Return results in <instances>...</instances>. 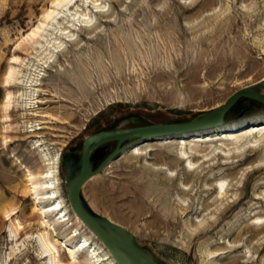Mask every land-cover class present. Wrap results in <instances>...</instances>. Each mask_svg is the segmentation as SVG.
<instances>
[{"label":"rangeland","instance_id":"obj_1","mask_svg":"<svg viewBox=\"0 0 264 264\" xmlns=\"http://www.w3.org/2000/svg\"><path fill=\"white\" fill-rule=\"evenodd\" d=\"M53 1L0 0V264H50L39 242L45 232L57 237L67 264H99L88 250L77 262L69 259L67 247L84 238L111 257L105 264H113L109 250L71 210L65 161L78 164L90 134L190 121L236 90L264 82V0H77L81 6L66 10L67 20L52 26L43 17ZM75 13L90 18L97 31L84 34L79 45L55 39L54 29L80 27L79 16L70 17ZM42 24L53 33L28 43ZM38 75L42 85L27 87ZM34 89L39 91L32 103ZM224 123L239 130L264 123V104L241 97ZM232 135L221 138L232 141ZM157 138L136 157L124 154L130 146L91 177L82 188L84 202L124 227L161 264H264V138L238 150L224 141L204 143L206 138L181 147L179 140ZM215 145L225 151L212 153ZM115 147L101 145L99 155ZM166 150L198 158L190 159L192 167L185 160L174 167L171 181L153 171L165 167ZM56 156L70 216L62 223L56 214L42 218L34 211L28 188L32 174L45 196L43 176ZM185 166L194 171L190 178ZM220 181L224 198L214 190Z\"/></svg>","mask_w":264,"mask_h":264},{"label":"bare ground","instance_id":"obj_2","mask_svg":"<svg viewBox=\"0 0 264 264\" xmlns=\"http://www.w3.org/2000/svg\"><path fill=\"white\" fill-rule=\"evenodd\" d=\"M77 4H78L77 0H55V1H53V6H52L54 9L48 11V13H46L43 18L46 21H49L52 26H53L54 23H57V25L58 24L62 25L63 22L65 20H67V17H69L68 15H65V11L68 10L70 12L73 9H75L77 6H81V5H77ZM93 5L97 9L96 13L98 15H100L101 17L104 16V17L108 18L109 14L105 13L103 11V9H101L102 8L101 5H99V6L96 5V4H93ZM83 7H85V6H82V8ZM78 14H80V13L72 14V16H70V17H73V19L76 20V18L79 16L78 22H81L80 27H77V28H74V27H72V28H70V27H65V28L59 27V29H54V34H56V36H57L55 39H59V40L63 39L65 42L66 41H70L74 45H79L80 42H81L80 39H81V37L84 34L87 33L86 35L91 36L93 33H95L97 31V27L96 26L94 27V25L93 26L90 25V21H89L90 18L86 19L87 17H86L85 14H80V15H78ZM61 21H62V23H61ZM70 22L71 21H69V23ZM51 27L49 28V25L42 24L41 27L35 28L27 36L26 41L28 43L29 42L36 43V40H38V39H41L43 41L45 36H47V35L50 36L49 33H51L50 31H52L51 29H53ZM76 34H78V37H76ZM46 38L49 39L48 37H46ZM59 40H56V41H59ZM56 44L60 46L61 43H56ZM40 76L38 75L37 80L33 79L31 82H27V87L34 85V88H35V86H37V85H42L40 83V81L42 80V79L40 80V78H39ZM12 78H13V72H11L9 74L8 82H10V80ZM23 83L25 85V81ZM36 91L38 92L39 90H36V89L31 90L33 98L30 95V97H31L30 101L32 103L34 102V99H35V94L34 93ZM37 102H41V101H38V99H37ZM258 126H259V128H258ZM260 127H262V128H260ZM249 128H252V129H249ZM255 128H257V129H255ZM232 133H235V135H232ZM224 135L226 137H228L229 135H232L235 138H233L232 141L230 140V138H228V139L226 138V139L223 140L221 137L224 136ZM232 136H230V137H232ZM158 137H165V136H158ZM166 138L168 140H173V139L179 140L178 141V147L179 146L181 147L183 145L186 146L187 145V141H189L191 139L194 140V141L192 140L193 142H201L202 140H204V138H206V141H204V143H213V142H217L218 140L219 141H224L226 143H231V145L236 146L237 148H234L235 150H238L239 148H253L254 147L253 144H255V142H257L258 140L264 138V123H261V124H258V125H252V126L249 125L247 128L241 127L240 130L237 129L236 127H232L231 125L223 123L222 125H219V126H216V127H213V128L204 129V130H195V131H191V132L178 133V134H174V135H169V137L166 136ZM149 139L150 140L145 142V143H143V142L135 143L134 145H132L130 147V149L125 151L124 154H126V155L131 154L134 157L139 156V155H141V148L149 146V143H151L152 141L161 140V138H157V137L149 138ZM167 139H165V140H167ZM213 148L214 149H213L212 153H214V154L217 151H220V150L225 151L224 148H223V145H220V146L219 145H215V147H213ZM181 150H182V148L180 149V151ZM228 151H230V150H228ZM164 154H165L164 158L167 161L165 163H163V164H165V167H168L167 170H169V172H173V173H171V175L166 173L165 172L166 168L164 166H162V165L153 168V171L164 173L165 176L168 179H170L171 181H175L177 175L176 176L174 175V170L176 168H178V165L181 162H183L185 160L187 163L189 162V166L192 167L194 164L191 163L190 159L192 157H197L196 155H194V156H190V157H188V159H186V156H188L187 152L182 153V154H178V153L175 154L173 151H168V150L164 151ZM192 154L193 153H191V155ZM226 155H228V154H226ZM204 157H206V156H204ZM207 157H209V156L207 155ZM215 158H216V156H215ZM60 159L61 158L59 156H56V158H54L52 163L50 164V165H53V167H51L47 171V173L43 176V179L46 180V182L44 181L46 183L45 189L48 190V192L45 194L44 197H42V194L40 192L41 189L43 188V186L40 185V182L38 183V181H37L38 178L35 177L32 174L28 175V177H29L28 178V183H29L28 188H30L29 191L34 196V199H33V201H34V211L39 210L42 218L43 217L47 218L46 216L49 215V214H56V216H58L59 220H61V223H62L64 221L68 220L70 218V216H69V209L67 207L66 201H65V199L63 198V196L60 193L59 180L57 179L58 178V171L56 169H58V167L56 168L55 165H59L60 164ZM206 161H209V160H206ZM174 167H176V168H174ZM193 172L189 171L188 167H186V166L184 167V173L188 177ZM224 187H225L224 186V181H220V182L217 183V185L214 186V190L218 191V195L220 196V198H224L225 197L223 195ZM179 191L180 192L182 191L184 193V195L186 193L190 192V191L186 192L185 189H180ZM44 199L50 201V205L49 206L45 207L43 205V202H46V201H43ZM67 200H68V203H69V205L71 207V204H70V201H69L68 197H67ZM71 210L75 214L77 222H79L85 228L89 229L92 232L91 234L93 236L97 237L104 244V242L73 211L72 207H71ZM10 216H11V214H8L7 217L10 218ZM47 223H49V222H47ZM42 224L44 225L45 222H42ZM20 229H21V224L18 222L15 230L11 231V234H13L15 237H17V233H18V231ZM77 235H79V234H77ZM77 235H73V236L75 237ZM39 242L42 245L43 254L45 256L49 255L50 264H67L60 258L59 249L57 247L58 240H57L56 236L51 237V236L48 235V232H45L39 237ZM104 246L107 248V246L105 244H104ZM67 249H68V252H69V259L73 260L74 262H77V260L79 258V255L81 253H83L84 251H86V250H88V252L90 253V257L92 258V260L93 259L96 260V262H98L99 264H103L104 262H106V261L111 259V257L110 258H106V257L102 256L101 255L102 253L100 252L99 247H97L93 243H90V240L87 239V238H84V240L80 241L74 247L68 246ZM109 252H110V250H109ZM110 254H111V252H110ZM111 256L113 257L112 254H111ZM112 262H113V264H115V263L119 264L115 260L114 257L112 259Z\"/></svg>","mask_w":264,"mask_h":264},{"label":"water","instance_id":"obj_3","mask_svg":"<svg viewBox=\"0 0 264 264\" xmlns=\"http://www.w3.org/2000/svg\"><path fill=\"white\" fill-rule=\"evenodd\" d=\"M264 82L257 81L232 93L223 103L201 113L194 119L181 123H154L148 125L102 130L88 135L82 147L78 164L65 161L67 170V195L73 211L104 242L119 264H161L153 256L140 249L133 236L124 227L93 211L83 200L82 188L94 175L103 171L133 144L158 136L204 130L222 125L229 109L241 97H249L264 104ZM117 142V146L95 167L97 156L93 152L103 144Z\"/></svg>","mask_w":264,"mask_h":264},{"label":"flooded vegetation","instance_id":"obj_4","mask_svg":"<svg viewBox=\"0 0 264 264\" xmlns=\"http://www.w3.org/2000/svg\"><path fill=\"white\" fill-rule=\"evenodd\" d=\"M114 142H116V141H114ZM104 145V144H103ZM116 146H117V142H116ZM98 149L99 148H97L94 152H93V155H95V156H97V163L95 164V167H97L103 160H104V158L106 157V156H104V157H102L101 158V155H99L100 153L98 152Z\"/></svg>","mask_w":264,"mask_h":264}]
</instances>
